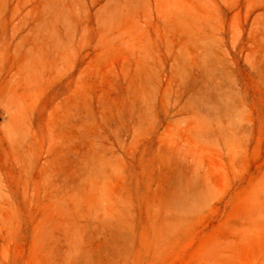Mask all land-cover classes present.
<instances>
[{"label":"rangeland","instance_id":"rangeland-1","mask_svg":"<svg viewBox=\"0 0 264 264\" xmlns=\"http://www.w3.org/2000/svg\"><path fill=\"white\" fill-rule=\"evenodd\" d=\"M0 264H264V0H0Z\"/></svg>","mask_w":264,"mask_h":264}]
</instances>
